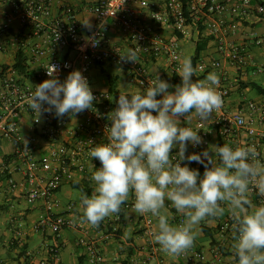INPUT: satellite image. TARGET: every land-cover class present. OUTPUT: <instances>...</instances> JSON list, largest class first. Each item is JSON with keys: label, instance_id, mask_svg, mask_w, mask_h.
<instances>
[{"label": "built area", "instance_id": "2783aa9c", "mask_svg": "<svg viewBox=\"0 0 264 264\" xmlns=\"http://www.w3.org/2000/svg\"><path fill=\"white\" fill-rule=\"evenodd\" d=\"M51 1L0 0V50H7L11 41L18 47L16 56L18 50L22 49L29 69L33 71L29 76L16 70L13 67L16 56L12 64H0V134L15 145V151L11 154L0 150V178L7 177L9 184L17 188L21 182L12 171L20 169L22 184L30 185L27 200H42L44 205L43 212L34 224L35 230L49 231L56 237L65 228L83 230L84 236L79 239V243L92 252V260L96 261L97 249L86 238L88 227L85 220L72 205L62 211L56 209L59 201L56 195L61 184L65 180H76L77 172L88 170L91 160L89 153L94 143L107 142L106 128L111 124L108 116L118 106L119 95L111 90L93 87L91 69L100 63L115 62L126 69L131 83L142 87L137 91L143 92L157 78L148 68L147 57H163L173 70L180 68L182 54L178 40L167 37L162 28L172 25L176 31L188 35L200 24H207L210 33L217 37L221 55L241 69L246 61L247 47L228 40L229 26L224 12L228 2L234 1L241 13L247 14L252 7V0H188L186 8L183 0H97L86 4V8L96 14V23L85 33L76 8L68 2H63L59 14L51 18ZM5 4L12 6L11 13L4 12ZM258 9L263 10V6L260 5ZM15 18H18L23 28L33 29L29 37H39V40L28 42L22 34L11 33ZM109 19L119 21L128 37L129 48L138 50V62L121 60V54L127 49L111 42ZM64 50L67 53L60 57L58 54ZM46 56L48 58L39 68L31 69V62ZM50 62L59 66L56 75L61 82L73 70L82 71L95 97L93 108L57 117L55 109L50 113L44 111L39 116L29 107L27 99L35 91V86L28 82V78L50 79L45 68ZM196 67L202 74L210 68L221 72L218 91L223 104L208 120L214 131L229 140L233 147L255 145L260 154L259 159L264 162V127L261 126L264 123V96L261 99L244 96L239 108L231 110L229 101L233 89L229 76L223 70L222 59L214 58L209 62L201 60ZM47 107L45 104L44 108ZM24 113L32 119L33 133L29 137H25L21 129L20 120ZM78 116H82V119L72 126V121ZM206 124L200 120L197 122L202 143L207 146L211 141V128ZM41 139L47 147L45 151L38 152ZM178 152L177 145L172 149V155ZM181 163L183 165L184 161ZM250 196L260 204L264 203V196L253 186H250ZM233 224L230 215L222 222L221 229L223 232L228 231L233 228ZM154 230L150 224L146 227L150 251L139 264H169L160 256L161 247L152 235ZM56 246H59L57 240L48 246V250L55 252ZM42 263L46 262L43 260ZM0 264H5L1 257Z\"/></svg>", "mask_w": 264, "mask_h": 264}, {"label": "clouds", "instance_id": "9594fccd", "mask_svg": "<svg viewBox=\"0 0 264 264\" xmlns=\"http://www.w3.org/2000/svg\"><path fill=\"white\" fill-rule=\"evenodd\" d=\"M81 23L91 28L89 18ZM121 60L138 62V50L127 49ZM58 67L51 62L45 67L50 79L35 85L29 107L39 116L55 109L57 117L93 108L95 97L82 71L73 70L61 82ZM196 73L191 59L185 58L178 70L182 82L174 92L159 75L143 92H119L118 106L108 116L107 142L94 143L89 153L102 167L92 172L91 195L78 194L83 218L99 226L106 217L118 215L134 194V210L157 218L154 240L163 252L175 256L194 245L201 221L221 217L227 210L234 220L231 247L238 264H264V203L256 205L250 199V186L264 196V162L255 145H212L214 155L206 149L185 157L189 142L202 143L198 131L188 126L192 114L206 122L223 104L218 74L194 79ZM181 116L187 126H181ZM177 145L179 152L173 156ZM185 159L204 164L203 175L182 165ZM166 201L184 217L180 223H170Z\"/></svg>", "mask_w": 264, "mask_h": 264}, {"label": "crops", "instance_id": "0c3cea01", "mask_svg": "<svg viewBox=\"0 0 264 264\" xmlns=\"http://www.w3.org/2000/svg\"><path fill=\"white\" fill-rule=\"evenodd\" d=\"M96 1L52 0L51 18H55L59 14L63 2H68L76 8L81 21L89 18L92 27L96 23V14L88 10L86 4ZM158 1L164 2L165 0ZM262 2L264 3V0H252L251 9L247 14H243L236 7V3L230 1L228 2V8L224 12L229 26L227 33L228 40L243 44L247 47L246 61L242 64L241 69H237L228 59L221 55L218 50V39L210 33L207 24L202 27H195L188 35H181L172 25L162 28L163 33L167 37L178 40L182 54L180 67L182 61L187 58V50L189 48H193V53L189 57L192 60L198 41L204 45L198 61L204 60L209 62L214 58L222 59L223 70L229 76V83L233 89L229 101L231 110H237L239 108L244 96L251 99H261L264 96V92L259 87L264 88V4ZM260 5L263 6V10L258 9ZM3 10L6 13H11L12 6L5 4ZM88 29L85 26L82 28L84 33ZM32 30L30 27L23 28L18 18L13 20L11 33L22 34V37L28 42L39 40V37H29L32 34ZM108 34L114 45L125 49L129 48L128 37L118 20L109 19ZM10 42L7 50H0V64H12L15 60L18 47ZM66 53L67 51L64 50L58 55L62 56ZM70 54L73 55L74 53L70 52ZM47 58L48 56L43 57L39 61L31 62V69L39 68ZM146 62L153 76L157 77L159 75L162 80L169 83L170 87L168 91L174 92L175 85L182 82V77L178 74L180 68L173 70L165 58L149 56L146 58ZM207 72H216L218 76L221 75V72L217 69L210 68ZM105 73L107 74L103 81L102 77ZM108 74L117 76L119 92H133L142 89L140 85L131 83L126 69L115 62H104L93 66L91 69L93 87L98 90L110 91ZM197 74L201 75L202 72L197 70ZM206 76H201L198 79H203ZM252 76L260 77L262 81L256 80ZM122 80L124 81V85H121ZM43 81L35 77L28 78V82L33 86ZM254 82L258 86H255ZM253 90L257 93L256 95L250 96L249 93ZM157 97L158 99L162 98V94H158ZM81 119L82 116L74 118L72 126H75ZM180 120L181 126H187V121L184 116H181ZM198 120L193 113L191 124L188 126L198 131ZM20 123L24 136L29 137L33 133L32 119L29 114L24 113ZM206 123V126L211 128L210 144L207 146L203 145V143L193 145L189 142L185 157L192 153L202 154L206 149L210 151L212 145L222 146L224 143H228L232 146L229 140L222 138L214 131L211 123L208 121ZM261 126L264 127V123ZM198 134L200 135L199 131ZM39 143L40 149L38 152L45 151L47 147L46 142L41 139ZM0 150L7 154L15 151V145L12 140L1 134ZM210 154L214 155L211 151ZM184 164H187L193 169L194 166L200 163L195 161L189 162L185 159ZM96 167H102L100 161L96 158H91L88 163V170L84 173L77 172L76 180L74 181L81 182L88 175L92 178V172ZM12 173L21 182L17 188H13L9 184L7 177L3 176L0 178V225L4 224V230L0 229V257L4 260L5 264H43V260L46 262L44 264H139L138 262L149 254L150 245L145 230L149 224L156 229L157 218L151 214H139L134 210L132 206L135 199L134 194H130L129 199L121 206V211L118 215L113 214L104 219L105 225L107 226L105 229L92 226L84 219L88 227V235L86 238L97 249V260L93 261L92 252L85 245L79 243V239L84 236L83 230L78 228H65L58 237L53 236L49 231L42 232L35 230L34 224L43 212V202L42 200L29 202L27 200V191L30 185L22 184V171L17 169L12 171ZM71 182L65 180L59 187L56 195V198L59 200L56 209L57 211H62L69 205H72L73 209L79 215L82 213L80 198L79 195H74L72 189L76 188L73 187ZM91 184L95 187L93 180ZM250 199L254 204L260 205L253 196H250ZM222 206L227 207L226 205ZM166 208L170 223L178 224L184 219L171 205V202L166 201ZM230 215L226 210L221 217L206 218L198 225L199 235L191 248L175 256L166 254L161 249L160 256L169 264H238V257L231 247L234 242V228L224 232L221 229L222 222ZM3 239L5 240L4 242L1 241ZM56 240L59 246L57 255H54L48 250V246ZM156 244L160 246L157 242Z\"/></svg>", "mask_w": 264, "mask_h": 264}, {"label": "trees", "instance_id": "16d2710c", "mask_svg": "<svg viewBox=\"0 0 264 264\" xmlns=\"http://www.w3.org/2000/svg\"><path fill=\"white\" fill-rule=\"evenodd\" d=\"M183 2H184V7L186 8L188 0H183ZM200 26L202 27L203 25L200 24ZM180 34L183 35L181 32H180ZM203 47H204V45L201 44L198 41V45H197L195 54H194V56L192 57V60H191L193 67L196 68V69H197L196 66H197L198 58L200 56V53H201V50L203 49ZM13 67L16 70H18L20 73H22V74L29 75V76L33 74V71H30V69H29V66H28L27 60H26V56H25L24 51L22 49L18 50V53H17V56H16V60L13 63ZM207 74H208L207 71L204 72L201 75H198L196 73V75L193 78L194 79H198L199 77H201V76L204 77ZM107 77H108V80H109V83H110V90L112 92H114L116 95H118L119 94V90H118V86H117V76L116 75H112V74H108ZM254 85L258 86V84L255 83V82H254ZM259 87H260L261 91L264 92V88L261 87V86H259ZM205 163H207V161H205ZM209 166H211V165H209ZM193 169H198L200 174H201V176L203 175V173L205 171L204 164H202V163H200L197 166H194ZM91 182H92V178H91L90 175H88V176H86L84 178L83 181H81V182L72 181L71 184L73 185L74 188H78V189H80L81 192L86 193V194H88L90 196L92 191L94 190V186L91 184ZM79 215H80L81 218H83V212L80 213ZM98 227H101L103 229L107 228V226L105 225V220L101 221ZM110 230H111V228H110ZM110 230H108V231H110ZM52 235L55 236L54 234H52ZM56 249L58 250V246H56ZM57 250H55L56 253H57ZM55 252H52V253L54 254Z\"/></svg>", "mask_w": 264, "mask_h": 264}, {"label": "rangeland", "instance_id": "374dc122", "mask_svg": "<svg viewBox=\"0 0 264 264\" xmlns=\"http://www.w3.org/2000/svg\"><path fill=\"white\" fill-rule=\"evenodd\" d=\"M191 53H193V48H189L188 50H187V58H189L190 57V55H191ZM61 57V56H60ZM106 74L107 73H105L104 75H103V77H102V79H103V81L105 80V78H106ZM252 77H254V76H252ZM254 79H256V80H261L262 81V78H260V77H254ZM121 85H124V81L122 80L121 81ZM256 91L255 90H253L252 92H250L249 93V95L250 96H253V95H256ZM73 190V192H74V195H78L79 193H81V191H80V189H78V188H76V189H72ZM0 229H2V230H4V224H1L0 225ZM36 233V235H38L37 234V232H35ZM1 241H5L4 239L3 240H1Z\"/></svg>", "mask_w": 264, "mask_h": 264}]
</instances>
